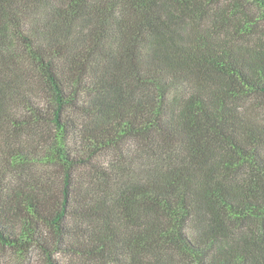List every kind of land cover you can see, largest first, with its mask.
I'll return each instance as SVG.
<instances>
[{"label":"trees","instance_id":"obj_1","mask_svg":"<svg viewBox=\"0 0 264 264\" xmlns=\"http://www.w3.org/2000/svg\"><path fill=\"white\" fill-rule=\"evenodd\" d=\"M263 110L264 0H0L1 245L264 264Z\"/></svg>","mask_w":264,"mask_h":264},{"label":"rangeland","instance_id":"obj_2","mask_svg":"<svg viewBox=\"0 0 264 264\" xmlns=\"http://www.w3.org/2000/svg\"><path fill=\"white\" fill-rule=\"evenodd\" d=\"M260 115L264 118V110L260 112ZM36 169V172L40 171V168ZM26 176L28 180L34 177L32 174H26ZM55 258L61 263H65L69 259L68 257L61 254H57ZM0 264H45V262L41 255H38L37 253L33 254L30 257H21L17 255L14 249H12L11 247L5 245L3 246L0 243Z\"/></svg>","mask_w":264,"mask_h":264}]
</instances>
